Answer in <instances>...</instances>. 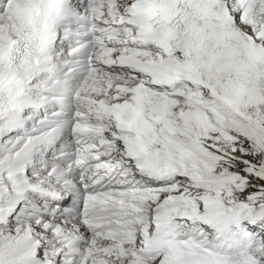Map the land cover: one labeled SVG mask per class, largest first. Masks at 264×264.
Masks as SVG:
<instances>
[{
    "label": "snow or ice",
    "instance_id": "snow-or-ice-1",
    "mask_svg": "<svg viewBox=\"0 0 264 264\" xmlns=\"http://www.w3.org/2000/svg\"><path fill=\"white\" fill-rule=\"evenodd\" d=\"M0 264H264V0H0Z\"/></svg>",
    "mask_w": 264,
    "mask_h": 264
}]
</instances>
